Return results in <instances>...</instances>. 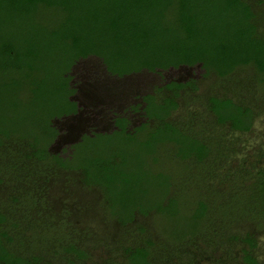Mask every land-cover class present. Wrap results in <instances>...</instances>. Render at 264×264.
<instances>
[{
  "label": "rangeland",
  "instance_id": "obj_1",
  "mask_svg": "<svg viewBox=\"0 0 264 264\" xmlns=\"http://www.w3.org/2000/svg\"><path fill=\"white\" fill-rule=\"evenodd\" d=\"M248 2L258 16L259 32L264 35V3ZM8 15L0 9V51L4 42L27 44V39L38 35L42 26L51 31L64 19L63 13L56 10L40 11L33 22L12 20ZM32 41L40 52L34 63L38 68L36 72L12 73L5 58L0 57V132L6 130L10 135L39 139L43 146L56 139L50 153L65 157L74 151L76 157L68 161L72 166L81 163L82 157L93 155L111 160L124 154L128 169L145 168L146 188L150 196L159 198L161 189L153 183L158 181L153 179L155 175L162 172L163 178L169 175L177 184L184 175V163L177 158L178 149L174 144L159 143L153 148L150 125L146 122L142 125L143 119L139 117L137 121L142 126L134 128L129 135L121 130L112 131L103 109V119L79 115L82 123L79 125L75 117L68 114L71 106H65L67 99L72 97L73 88L78 89L72 94L74 99L82 105L89 103L90 111L95 114L97 106L117 107L121 111L134 104L139 106L143 103L141 94L151 92L156 96L155 103L167 97L174 99L178 107L167 121L197 134L212 151L204 171L189 160L185 185L207 195L212 202L217 191L223 195L221 201L233 191L252 193L253 184L264 171V86L254 69L240 68L226 79L214 74L201 77L194 82V88L172 91L164 84L172 79L183 82L194 78L190 69L182 67L163 77L157 72L144 71L116 79L106 73L98 57H89L72 66L68 58L60 57V47L48 35L45 39L38 35ZM15 80L18 85H14ZM63 82L65 88H62ZM213 95L232 98L236 103L251 107L256 113L252 130L241 133L233 130L230 124H218L209 108ZM149 102L147 99L146 113L151 116L153 108ZM95 127L102 132H97ZM65 128L68 133L61 134ZM81 131L87 132L83 135ZM78 141L75 148H71ZM28 147L25 142L12 141L0 153V207L18 226L5 224L0 230L14 238L11 244L15 248L40 256L44 264H125L129 249L153 237L163 251L160 264H245L242 248L248 249L243 242L246 237L257 241L252 253L258 264H264V222L244 219L229 227L216 221L211 225V232L202 238L196 237L180 245L166 243L165 236L173 230L174 220L177 224L190 221L192 197L186 195L188 191L179 199L176 218L166 215L156 219L151 213L146 217L137 216L132 224L121 225L105 208L102 191L86 185L80 172L61 169L50 164L51 160L31 165L21 162L16 166L14 161L19 154H30ZM175 190L177 192V187H172L171 193ZM45 230L52 231L53 236L38 246L33 239ZM71 245L86 251L88 257L77 260L64 250Z\"/></svg>",
  "mask_w": 264,
  "mask_h": 264
},
{
  "label": "trees",
  "instance_id": "obj_2",
  "mask_svg": "<svg viewBox=\"0 0 264 264\" xmlns=\"http://www.w3.org/2000/svg\"><path fill=\"white\" fill-rule=\"evenodd\" d=\"M259 3H264V0H259ZM0 4V9L5 10L12 20L33 22L40 11L62 12L64 19L56 29L48 31L42 26L38 35L44 39L47 35L54 39V44L60 47V57L68 58L72 66H77L81 60L89 57H98L105 65L106 73L116 79L144 71L157 72L163 77L182 67L190 69L194 78L183 82L172 79L164 84L172 91L194 88V82L201 77L214 74L219 79H226L240 68L251 67L264 86V35L259 32L258 16L248 0H0ZM38 35L28 38L27 44L3 43L0 57L5 58L12 73L32 74L38 70L34 63L40 52L32 41ZM13 83L18 85L16 80ZM65 84L61 83L62 88H65ZM77 91V88H73L71 93L75 95ZM72 94L65 106H71L72 111L68 114L73 115L78 122L79 115L103 119V109L107 112V122L112 125V131L121 130L130 135L136 127L143 125L142 122H146L150 125L153 148L159 143L174 144L178 149L177 158L184 163V175L180 182L177 184L169 175L165 179L162 172L158 173L153 177L158 181L153 183L161 189V196L156 198L150 196L146 188L148 178L145 168L136 166L135 170L128 169L127 156L124 154L111 160L93 155L82 157L81 163L72 166L68 161L76 157L74 151L65 157L60 153H50L56 139L43 146L39 139L10 135L6 130L0 132V153L10 142L21 141L27 143L30 154H19L14 161L16 166L21 162L31 165L51 160L50 164L61 169L80 172L86 185L102 191L105 208L121 225H129L137 216L146 217L151 213L156 219L158 216L165 218L166 215L176 218L179 215V199L188 191L186 195L192 197L188 216L190 221L177 224L174 220L171 225L173 230L169 236H165L166 243L180 245L196 237L202 238L211 232V225L216 221L227 226L244 219L264 222V171L253 184L251 194L233 191L222 201L221 192L214 193L215 201L212 202L207 195H201L198 190L185 185L189 160L204 171L212 151L197 134L167 121L178 107L174 99L167 97L155 103L156 96L148 92L141 94L143 103L139 106L132 105L124 111L117 107L97 106L98 112L95 114L90 111L92 106L89 103L82 105ZM147 99L153 108L151 116L146 113ZM209 102L218 124H230L233 130L241 133L252 130L256 113L251 107L236 103L232 98L216 95L210 97ZM138 117L143 119L140 122L142 125L137 121ZM118 118L121 120L118 121ZM94 129L98 130L96 127ZM67 133L66 128L61 131V134ZM79 141L71 148H75ZM174 186L177 192L171 193ZM5 224L18 227L0 207V228ZM49 236H53L52 231L45 230L32 239L39 246L45 240H50ZM12 241L13 237L0 230V264H44L40 256L15 248ZM243 242L248 247L247 250L242 248L244 263L258 264L252 253L257 241L253 237H246ZM223 245L225 243L222 241ZM64 250L72 253L77 260L88 257L86 251L72 245ZM127 253L125 264H160L163 260V251L154 237L135 249H129Z\"/></svg>",
  "mask_w": 264,
  "mask_h": 264
},
{
  "label": "flooded vegetation",
  "instance_id": "obj_3",
  "mask_svg": "<svg viewBox=\"0 0 264 264\" xmlns=\"http://www.w3.org/2000/svg\"><path fill=\"white\" fill-rule=\"evenodd\" d=\"M135 105V104H134ZM136 220V219H135ZM132 224V223H131Z\"/></svg>",
  "mask_w": 264,
  "mask_h": 264
}]
</instances>
